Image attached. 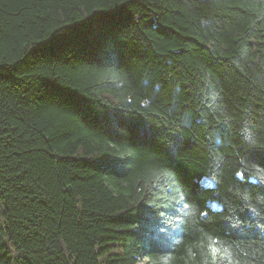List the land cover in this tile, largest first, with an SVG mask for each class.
<instances>
[{
	"label": "trees",
	"instance_id": "16d2710c",
	"mask_svg": "<svg viewBox=\"0 0 264 264\" xmlns=\"http://www.w3.org/2000/svg\"><path fill=\"white\" fill-rule=\"evenodd\" d=\"M0 264H264V0H0Z\"/></svg>",
	"mask_w": 264,
	"mask_h": 264
},
{
	"label": "snow or ice",
	"instance_id": "6c2138e0",
	"mask_svg": "<svg viewBox=\"0 0 264 264\" xmlns=\"http://www.w3.org/2000/svg\"><path fill=\"white\" fill-rule=\"evenodd\" d=\"M220 128H221V130H223V131H227L228 126L221 125ZM213 186H214L213 180H208V181H207V187L211 188V187H213ZM205 215H206V214H205Z\"/></svg>",
	"mask_w": 264,
	"mask_h": 264
}]
</instances>
